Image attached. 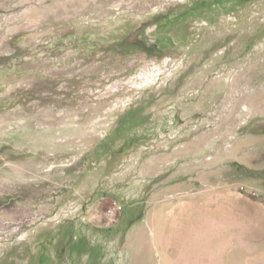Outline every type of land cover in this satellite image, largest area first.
I'll list each match as a JSON object with an SVG mask.
<instances>
[{"label": "rangeland", "instance_id": "rangeland-1", "mask_svg": "<svg viewBox=\"0 0 264 264\" xmlns=\"http://www.w3.org/2000/svg\"><path fill=\"white\" fill-rule=\"evenodd\" d=\"M200 209L264 264V0H0V264H172Z\"/></svg>", "mask_w": 264, "mask_h": 264}, {"label": "bare ground", "instance_id": "bare-ground-1", "mask_svg": "<svg viewBox=\"0 0 264 264\" xmlns=\"http://www.w3.org/2000/svg\"><path fill=\"white\" fill-rule=\"evenodd\" d=\"M219 218L218 214L209 210L192 211L190 214L192 225L188 227L187 234L185 233L187 245L184 254L172 264H214L215 259L208 255V251L214 244L215 232L225 228V225L219 222Z\"/></svg>", "mask_w": 264, "mask_h": 264}]
</instances>
